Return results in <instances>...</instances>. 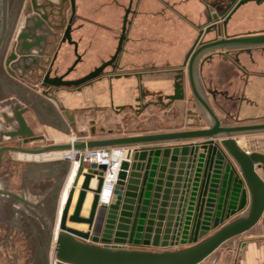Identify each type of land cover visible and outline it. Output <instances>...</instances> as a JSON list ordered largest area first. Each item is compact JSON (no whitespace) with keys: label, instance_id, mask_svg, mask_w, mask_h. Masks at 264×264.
Returning a JSON list of instances; mask_svg holds the SVG:
<instances>
[{"label":"water","instance_id":"obj_1","mask_svg":"<svg viewBox=\"0 0 264 264\" xmlns=\"http://www.w3.org/2000/svg\"><path fill=\"white\" fill-rule=\"evenodd\" d=\"M45 1L40 4L38 0H30L27 7L30 15L5 60V69L11 77L33 86L42 78L39 71L45 72L47 38L53 35L47 29L46 8L52 11L55 5ZM249 2L264 0H233L225 11L211 15L212 24L200 31V37L216 29L218 38L196 45L183 68L176 72L178 75L173 76L172 84L162 91L164 99L160 96L151 101V105L165 108L175 104L183 118V130L102 138L91 132L87 141L29 149L25 146L44 138L35 135L25 118L30 107L12 99L0 101V109L10 107L8 112L0 114V264H40L34 232L15 183L21 153L36 156L67 151L76 153L74 161H79L53 244L50 261L54 264H201L227 241L243 235L260 221L264 213V179L259 171H264V149H244L237 137L264 133V124L223 125L203 96L197 79V64L205 54L264 46V33L239 37L223 34V27L235 11ZM13 3L14 0H0V98L13 94L2 71L4 48L19 10ZM64 28V25L58 27L61 31ZM6 31L8 36L4 38ZM65 41L76 47L70 26L64 32ZM121 44L122 40L116 55ZM75 56L65 75L79 63L76 50ZM114 59L77 81L49 79L48 73L43 85L79 86L94 80ZM35 75L39 81H28ZM185 80L193 97L192 109H184L182 102ZM142 96L138 94V101ZM62 115L76 136H85L84 131L77 130L75 119L68 111ZM10 139H17V143H5ZM98 148L128 149L115 184L105 181L107 166L85 164L78 155ZM64 161L69 164V174L73 166L71 159ZM167 168L170 171L163 191ZM81 177L83 181L70 214ZM89 193L93 199L88 215L84 216ZM69 224L86 225L87 230Z\"/></svg>","mask_w":264,"mask_h":264},{"label":"crops","instance_id":"obj_2","mask_svg":"<svg viewBox=\"0 0 264 264\" xmlns=\"http://www.w3.org/2000/svg\"><path fill=\"white\" fill-rule=\"evenodd\" d=\"M75 2L76 13L80 19L78 24H83L77 35L82 41L80 54L83 55V61L76 74H80L81 70L87 72L88 68L92 70L110 58L117 44V33L121 29L125 11L132 7L133 13L129 17L127 28L129 42L126 45V54L123 55L121 64L126 68L130 66L131 69L148 67L153 69L146 74L138 72L137 78L132 81L131 95L137 94L138 98V94L141 93L144 95L143 99L147 97L157 99L163 91L161 85L164 82L172 84L173 76H177L176 72L181 69L188 56L190 46L193 45L190 42L192 33L195 29H199V37L200 31L203 30L202 16L205 10L214 14L221 6L220 0H75ZM87 20L89 22H86ZM189 30H191L190 33ZM224 33L228 37L263 34L264 3L249 2L241 6L223 27ZM212 34L218 38L216 29ZM216 38H212V40ZM189 44L190 46H188ZM73 60L74 56L70 48L66 45L62 46L58 53L55 70L61 72L62 69L68 68ZM178 64L179 66H177ZM7 77L13 94L0 98V101H2L1 99H12V95H16L25 105L34 109L42 127L60 134L71 132L66 118L61 112L58 114L60 107L56 103L45 98L39 99V95L29 90L27 85L21 86L15 78L8 75ZM161 77H163L162 80ZM197 79L203 96L216 116L222 123L229 122L225 126L264 124V46L250 49L236 48L205 54L197 64ZM15 83L19 85L15 87ZM24 88L26 92L33 94L31 99L22 91ZM115 92L123 94L124 90L116 89L108 94ZM100 99H102V94ZM156 99L151 101H156ZM139 101L142 102V98ZM44 103L52 104L57 118L47 113L46 109L42 107ZM9 110V106L0 109V114ZM25 118L27 119V117ZM27 121L32 128L30 121ZM72 137H74L73 133ZM238 141L241 147L249 150L241 143V140ZM55 143V145L71 144V139H67V141L59 139ZM164 146L168 145L162 147ZM41 147L43 146L39 145L35 148ZM62 153L72 154L67 151L52 154ZM117 154L119 159H124L127 156L126 152L125 157L124 154L123 157L121 153ZM64 159L29 161L31 163H26L23 169L20 168L19 194L23 205L29 204L27 192L30 184L40 185V188L42 187L45 191L47 187L44 184L47 181L55 180L57 183L58 176H61L63 171L68 173L69 164ZM169 171L167 168L163 180V191L166 189L165 184ZM259 174L264 179V171H259ZM82 181L83 178L80 179L79 187ZM79 187L76 190L77 195L73 199L74 203L70 214L73 212ZM162 195L163 193H161ZM59 196L57 210L61 193ZM159 200L161 203L162 197ZM91 201L87 212L84 213L86 199L82 215H88ZM34 207L39 208L40 203H36ZM158 209H160L159 205ZM155 222L157 223V219ZM80 226L84 229L79 230H87L86 225ZM201 264H264V213L252 229L227 241Z\"/></svg>","mask_w":264,"mask_h":264},{"label":"rangeland","instance_id":"obj_3","mask_svg":"<svg viewBox=\"0 0 264 264\" xmlns=\"http://www.w3.org/2000/svg\"><path fill=\"white\" fill-rule=\"evenodd\" d=\"M233 0H220V5L218 11L222 12L225 11L226 8L231 4ZM264 3V2H263ZM213 12H207L205 10L203 16H202V29L205 30L206 27H208L210 24H212L209 20ZM18 19L13 24L4 54L2 58V71L7 77L6 70L4 68V59L5 56L8 54V52L13 48L14 41H15V34L17 31H19L18 27L19 24L23 21V15L21 13V10H18ZM191 30H189V33ZM213 32V31H212ZM212 32H209L207 34H203L202 37H198L199 29H195L192 33V39L190 42L193 43L192 46L190 44V49L188 51V54L190 51L196 46L206 43L212 40V38H216ZM17 35V34H16ZM197 39L195 40V38ZM179 66V64L177 65ZM183 68V65L182 67ZM64 70V69H62ZM129 70L133 71L131 73H141L146 74L147 72L153 71L151 68H145V69H131L129 66ZM81 70V75L86 73V70ZM89 71V68H88ZM74 74L71 77H75L80 75ZM178 75V74H177ZM8 78V77H7ZM16 79V78H15ZM161 80L163 77L160 78ZM19 81V79H16ZM135 81V79H132V81ZM29 86V85H27ZM30 88H33L32 85H30ZM167 86H169L168 83L164 82L161 87L164 90ZM34 89V88H33ZM38 90V89H37ZM106 90V88H104ZM104 90L102 91V99L100 87L98 89H95L94 91V97H92L91 105H93L95 102L102 103V104H108L111 101V97L113 98L114 102H117L118 105H132L135 109L134 111L128 107L124 108L123 111L119 114H117L113 109H108L105 113L101 115V120L98 122V125L100 126H106L109 129L114 130V135H111L109 137H120V136H133V135H141V134H151V133H157V132H169V131H176V130H183L185 129L183 118L181 116L180 111L177 109L176 105L173 104L168 109H165L163 106H153L147 107L151 100L156 99L152 97H147L144 99V110L141 111L140 106L141 102L138 103L137 94L131 95L130 89L125 88L123 94H111V97L109 94L105 93ZM27 97L30 99L33 97L31 92H26V90H22ZM23 93V94H24ZM37 94V93H36ZM104 94V95H103ZM161 97L164 99L163 92L160 94ZM13 102L19 103L21 106H27L25 105L19 98L16 97V95H12ZM65 99V104L61 103L59 106L58 114L61 112V108L65 107V105H69L71 107L72 105L75 106L76 102L72 101L70 102L68 99V95H63ZM15 98V99H13ZM119 99V100H118ZM166 102V101H164ZM183 106L184 109H192L193 104V97L190 92V89L188 87V84L185 80V94H184V100ZM115 103V104H117ZM139 104V105H138ZM50 105V104H49ZM52 105V104H51ZM52 107V106H51ZM139 113L140 115H138ZM99 113L94 111H87L86 113H82L78 115V129H88L89 123L91 120L96 119L95 117L98 116ZM25 117H27V120L30 121V124H32L33 131L36 136H43V140L30 143L29 145L25 146L29 149H34L37 146H49L56 144L55 141L62 140L67 141V139L72 138V129L71 132H67L65 134L58 133L53 130L47 129L45 127H42L40 125L39 119L34 113V110L32 108L30 111H28L25 114ZM59 117V115H58ZM228 121H225L223 123L224 125H228ZM241 126V125H239ZM7 128H10L9 125ZM97 137L102 138L104 135H98ZM90 138V137H89ZM238 140H241V143L249 148V150H263L264 149V133H257V134H249V135H240L237 137ZM201 141V140H200ZM5 143H17V139H10L7 140ZM128 150V149H126ZM53 153V152H52ZM52 153H47L48 155H51ZM58 153V152H54ZM46 155V154H45ZM29 161H35V160H29L26 158H22L20 168H24V165L26 163H31ZM19 171L16 173L15 176V183L17 185L18 191L21 185ZM261 172V171H260ZM263 172V171H262ZM67 175L64 171L61 176H58V182L56 183L55 180L47 181L44 186L47 187L45 191H43V188H40L39 186H36L35 183H32L29 185V191L28 194V203L25 204L24 208L26 210L28 219L30 221L32 230L34 232L36 247L38 251L39 261L40 264H51L50 260L52 258V252H53V234H54V227L56 223V217H57V206H58V198L60 197L61 190L65 184ZM50 191V193H49ZM40 203V207H34L35 204Z\"/></svg>","mask_w":264,"mask_h":264},{"label":"flooded vegetation","instance_id":"obj_4","mask_svg":"<svg viewBox=\"0 0 264 264\" xmlns=\"http://www.w3.org/2000/svg\"><path fill=\"white\" fill-rule=\"evenodd\" d=\"M49 1H51V3H53L55 5V8L52 11L50 8H46L47 15H48L47 29L49 27V29L53 33V35H49L47 38V42H48V46L46 48L47 55H46V57H44L46 64L43 65V67L45 68V72L39 71L40 75H42V78L40 81L38 80L36 75L33 76L32 79H28V81L30 80V82H32L33 80L39 81V83L37 85H35V86L32 85V87L34 89L30 88L31 83H29V82L19 80L18 83L21 86L22 85L23 86L29 85L27 88L29 90H31L32 92H36L39 95V99L45 98V99H47L53 103H56V105H58V106H60L61 103L65 104V99H64L63 95L64 94L68 95L69 101L70 102H72V101L76 102V105L75 106L72 105L71 107H69V105L68 106L65 105V107L61 108V113H63V111H68L69 116H73V118L75 119L76 127L79 123L78 122V115H80L82 113H86L87 111H94V112L99 113L98 116L95 117L96 119L90 121V123H89L90 125H89L88 129H81L80 128V130H79L77 127L78 131H84L85 132V136L91 137V132L98 134V135H104V137H109L111 135H114V130L109 129L106 126L98 125V122L102 119L101 115L103 113H105L108 109H113L117 114H119L126 107L132 109L133 111L135 108L132 105H127V106L126 105H122V106L118 105L117 102L113 101L114 97H111V94L113 95V93L109 94L112 99L108 104H102V103L98 104L97 102H95L93 105H91V101H92V97H94V92H95L94 90L95 89H98L100 87L101 94H102V91L104 90V88H106V90H104V92L107 94L110 93L111 91L114 92L116 89H120L121 91L124 90L125 88L130 89L132 87V79H134V78L136 79L138 76L137 73H131L133 71H130L129 68H126L121 64V59H122L123 55L126 54L125 53L126 52V45L129 42V38H128L129 31L127 30V28L129 25V21H128L129 17L133 13L132 7L126 9V11H125L123 22L121 24V29L117 33L118 34L117 44H116L115 50H114L113 54L110 56V58L107 61L100 63L99 66H97L96 68L87 71L85 74L83 73L82 75L80 74L78 76L71 77L72 75H74L76 73L77 69L82 64V61H83V55L80 54V48H81V42L82 41L80 38L77 37L78 33L80 32L81 28L83 27V24H78L80 19L76 13V7H75L76 2H75V0H66L64 2H63V0H49ZM38 2L41 4V3H45L46 1L45 0H38ZM29 4H30V0H14L13 7L14 8L16 7L15 9L21 10V13L23 15V21H22V23L19 24L20 26L18 27L19 31L21 30L20 28L23 27L26 18L29 17V15H30L27 12V7ZM59 11H61V14L59 13ZM17 15H18V13H17ZM17 15H15L16 21L18 19ZM86 22H89V21L87 20ZM61 25L65 26L64 30H62V31L60 29H58V27H60ZM68 26H70V35H71L72 41L76 43V47L72 44H69L68 41L63 42L64 32ZM19 31H17L16 34ZM7 33H8L7 31L4 32V38H6L8 36ZM16 34H15V36H16ZM121 40H122L121 50L116 55V52H117V49H118V46H119V43ZM6 42H7V40H6ZM14 43H15V41H14ZM6 45H5V48H6ZM64 45H66L70 48V51L72 52V54L74 56V60H73L72 64L76 60L75 50L77 51L78 55L80 56L79 63L67 75H65V73L72 66V64L68 68L62 70L61 72H57L54 68V67H56V64H57V57H58V53L60 52V48ZM5 48H4V50H5ZM10 51L5 56V59L3 62L4 68H5L6 57L9 55ZM0 57H2L1 54H0ZM113 57H115V59L112 62V64L107 66L106 68H104L103 71L94 80L87 81V82H85L79 86H69V87H65V86L56 87V86H53L50 84H47V86L43 85V80L48 73H49V76H48L49 79H55V78L60 77L63 82L77 81V80H80V79L88 76L89 74L94 72L97 68L101 67L104 63L109 62ZM6 73H7V71H6ZM8 76L11 77L9 74H8ZM19 84L15 83V87H17ZM18 89H20V88H18ZM23 90H25V88ZM43 93H45L46 96H44ZM1 100H4V99H1ZM139 102H141V101H138V103ZM144 102H145L144 99H142V102H141L142 104L140 106V109L143 108L142 110H144V106H145L144 104H146ZM115 103H117V104H115ZM147 103H149L147 107H150L151 102H147ZM42 107L45 108L47 113H49L51 116H55L57 118L56 111L51 107V105L44 103ZM168 108H165V109H168ZM30 109H29V111H30ZM32 110H34V109L32 108ZM137 114L140 115L139 113H137ZM63 117H65V116L63 115ZM73 135L76 136L75 133H73ZM77 137H79V136H77Z\"/></svg>","mask_w":264,"mask_h":264},{"label":"bare ground","instance_id":"obj_5","mask_svg":"<svg viewBox=\"0 0 264 264\" xmlns=\"http://www.w3.org/2000/svg\"><path fill=\"white\" fill-rule=\"evenodd\" d=\"M18 33H17V35H18ZM17 35H16V37H17ZM125 152H126V149H124V152L120 150L117 153H119V154L121 153L122 157H123V154H124V157H125ZM74 154L73 153L72 154H70V153L63 154L62 153V154H51V155H48L47 154V155H36V156L34 155V156H30V155H26V154L21 153L22 158H26V159H29V160L38 161V160H47V159H60V158H65L66 159V158H70L71 159V162L73 163L72 164L73 166H72V168L70 170V173L67 176L66 182H65V184L63 186V189H62V192H61V198L59 200V207H58V210H57V218H56V223H55V227H54V234H53V240H54V242L56 241L57 233L59 231V223H60L62 211H63V209L65 207V204H66V201H67V199L69 197L70 190L73 187L74 180H75V176H76V171H77L78 165H79V161H77V160L74 161V157L76 155V154L75 155ZM113 158H115L117 160L113 164L114 165L115 164H118L120 166V163H121V161L123 159L122 158L119 159V155L118 154L117 155H114ZM126 158H127V156L124 159H126ZM81 178H83V177H81ZM109 179H110V177H108V181H111ZM79 182H80V180H79ZM95 185H96V182L93 181L92 182V187H95ZM78 187H79V183H78ZM78 187H76V190H77ZM76 190H75L73 199L76 198V195H77V191ZM86 199H87V202H86V207H85L84 213L87 212L88 205H89L91 199H93L92 198V195L89 193V195L87 196ZM70 211H72V208H70ZM69 226L70 227H73V228H76V229H84V228H81V226L78 225V224H72V225H69ZM50 263L51 264H54L53 261H50Z\"/></svg>","mask_w":264,"mask_h":264},{"label":"built area","instance_id":"obj_6","mask_svg":"<svg viewBox=\"0 0 264 264\" xmlns=\"http://www.w3.org/2000/svg\"><path fill=\"white\" fill-rule=\"evenodd\" d=\"M87 140H89V137L87 136H83V137L74 136L71 138V144L74 142L87 141ZM124 149L125 148H98V149L81 151L78 155L82 157L83 162L85 164L96 163L98 165L107 166L108 169L105 174V181L115 184L117 181L119 165L113 164L115 161H117L115 158H113V156L117 155V152H119L120 150L124 152ZM108 177H110L109 180L111 181H108Z\"/></svg>","mask_w":264,"mask_h":264}]
</instances>
